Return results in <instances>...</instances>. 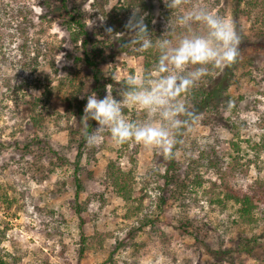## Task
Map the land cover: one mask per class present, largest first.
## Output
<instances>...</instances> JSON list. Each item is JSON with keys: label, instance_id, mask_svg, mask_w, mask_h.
Here are the masks:
<instances>
[{"label": "rangeland", "instance_id": "374dc122", "mask_svg": "<svg viewBox=\"0 0 264 264\" xmlns=\"http://www.w3.org/2000/svg\"><path fill=\"white\" fill-rule=\"evenodd\" d=\"M143 1L152 17L151 33L160 36L169 20L174 22L177 15L195 5L206 6L234 22L233 0H186L174 13H168L164 0ZM251 1L258 2L254 12L264 15V0ZM48 2L50 5L44 0H0V191L6 192L11 204L8 209L0 200V230L5 232L0 249L19 258L18 264H264V202L258 206L254 227L239 222L237 207L231 203L222 210L209 205L204 194L219 180L199 157L202 152L220 151L231 138V125H243L239 133L242 155L256 161V166L236 173L230 184L245 193L255 180H264V150L255 157L247 153L244 143L257 142L264 134V52L245 49L250 64L236 73V81L222 95L227 110L220 106L216 114L196 109L188 96L182 97L198 120L177 135L173 158L182 176L194 161V173L203 182L201 188L195 192L188 189L191 195L178 201L169 197L156 174H164L169 165L156 149L135 142L124 148L104 138L88 152L80 148L79 155L74 141L84 131L83 122L77 116L55 122L53 112L63 105L71 88L67 81L73 80L77 90L78 99L72 107L76 112L78 106L84 109L86 97L92 93V77L74 61L80 54L62 26L58 0ZM71 2L86 12L88 31L100 34L113 48L107 50L111 55L101 65L104 78L120 82L128 76L122 69L141 75L132 56L111 53L119 46L116 36L108 31V19L93 8V0ZM116 3L110 0L104 12L112 13ZM241 8H247L245 2ZM238 24L254 41L249 30L253 21L240 17ZM255 26L264 29L261 22ZM193 28L201 30L199 25ZM176 37L174 34L172 38ZM43 86L51 91L53 105L41 97ZM80 101L83 103L78 104ZM229 102L235 106L233 110ZM125 109L129 119L139 122L145 118L141 111ZM37 115H41L39 121ZM224 158L229 161L227 155ZM109 161L133 174L136 192L144 188L141 210L136 215L126 217V209L132 205H125L111 188L102 185L100 178ZM75 174L83 188L77 200L80 215L70 213L75 205ZM147 217L148 225L140 227ZM251 238L258 240L251 255L237 251L239 242ZM81 247L83 254L79 255Z\"/></svg>", "mask_w": 264, "mask_h": 264}, {"label": "trees", "instance_id": "16d2710c", "mask_svg": "<svg viewBox=\"0 0 264 264\" xmlns=\"http://www.w3.org/2000/svg\"><path fill=\"white\" fill-rule=\"evenodd\" d=\"M44 1L47 2V5H50L48 0ZM109 1L110 0H93L92 6L108 19V28L111 29L112 34L116 36V44L119 46L111 53L116 54L119 51L132 56L136 65H139L141 68V74L145 71H150L151 75L153 72H157L155 64L157 62L158 51L155 48L144 51L140 50L137 45L125 46L132 35L131 33H128V30L125 28V24L128 22L129 17L132 14L133 7L138 6L140 14H146L145 23L151 32L152 17L148 14L147 4L143 0H116L117 3L112 7V13L109 12V14H107L104 11L105 6ZM58 2L60 4V9L63 12L62 26L68 32L71 43L78 47L77 49L80 54V56L75 57L74 61L76 64L80 63L90 72L92 77V92H95L98 98H103L106 94V85L111 84L113 96L119 99L118 91L122 87L124 81H126L128 77L133 76V70L128 69L126 72V70L122 69L123 74H128V76L127 78L125 76L120 82H116L112 77L107 79L104 78L101 65L111 55L107 53V50H113V48L111 46L109 48L110 44H108V40H104L100 34L88 31L86 25V12L82 8L73 4L71 0H58ZM242 2H245L247 7L245 10L244 8H241ZM257 6L258 2L255 1L233 0L232 17L241 39L238 49L239 55L235 63L231 66L226 67L223 70H212L211 73L204 77L196 87L185 94L189 97L191 105L194 108L201 110L206 109L216 114L217 111H219L218 109L220 106L223 110H227L225 102L222 99V95H226L228 88L236 81V73L239 72L245 64H250V62L246 59L245 49L250 47L253 51L261 50L264 52V29L257 30L258 28H255V25H258L259 22H261V25L264 26V15H261V13L258 15V12H254ZM172 12L174 13L175 11ZM168 13H171V10H169ZM240 17H244L249 23H252L253 21V25H251L249 30L252 38L255 39L254 41H252L249 36H246L242 31L241 26L238 24ZM196 28L197 27H195V29ZM183 31V29L177 27L169 34V36L171 38L174 34L178 36ZM124 32L127 33L124 34ZM152 34L154 40L161 37V34L159 33ZM61 82L62 81L60 80L59 85L62 86L63 82ZM67 82L71 88L69 89V92L65 94L63 105L58 107L55 106L56 112H53V118L55 122L57 121L56 123L65 117L69 119L71 116H77L81 120V117L83 116L81 106L77 107L76 112L72 111L73 101H77L78 95H75L77 90L73 87V80L69 79ZM38 88V86H34V89ZM43 88L44 91L41 94V97L45 100V103L53 105L52 102L54 103L55 100L53 99L51 91L48 89V86H43ZM218 98L220 100H218ZM37 102L40 103L41 99L38 98ZM81 103L83 102H78V104ZM227 105L231 108V110L235 108L231 102ZM124 112H127L126 109H124ZM35 119L36 121H39L41 119V115L35 116ZM89 123L91 124L89 126L90 131L91 127H96V122L90 121ZM242 129H244L243 125H231V138L226 140V142L220 147V151L223 149L225 153L222 151L212 150L211 153L202 152L199 154L200 159L202 161L204 160L206 164L213 169L217 179L219 180L218 185H213L209 191L205 192L204 198L209 205H213L219 210L225 209L228 203L233 204L237 207L236 214L239 222L244 226L254 227L258 222V206L261 202H264V180L260 178L255 180L245 193L237 192L230 184V180L236 173L247 171L252 164L256 166V161L254 162L252 159L246 160L245 157H247V154L242 155V142L239 140V133ZM105 138L107 141L112 140L108 134H105ZM74 142L78 146L79 155L81 154L80 148L85 149V152L89 151V148L85 146L83 133L81 134L80 139ZM244 143L248 148L247 153L252 152L255 157H258L264 150V134L261 135L257 142L251 143V141L245 140ZM121 146L128 148L127 143ZM46 147L49 149L48 146ZM18 149L24 150V147L22 146ZM136 153L137 151L133 152L132 162H135ZM54 154L56 155L55 152ZM225 155H227L229 161H226L224 158ZM167 160L169 161V165L165 168L164 174H160L159 172H156V174H159L158 177L163 180V186L169 192V197H171V199L173 198L178 201H183L186 199V196L191 195V192H189L188 189L195 192V188L202 187V177H200L198 173H194V168L192 167L194 165V161L191 163V166L187 168V172H185L182 176L179 173L180 171L173 156ZM191 173L193 175L192 178H190ZM100 181L105 187L111 188L115 196H117L125 205H132V207L126 209V217L131 214L136 215L139 213L145 195L142 194L144 188H141L140 192L135 191L134 177L130 171H123L119 168V166H117V164L109 161L105 166V170L100 178ZM73 182L75 185V205L70 208V213L73 215H80L82 208L77 204V200L83 189L82 183L76 174L74 175ZM0 200L4 204H7V208L10 209L11 204L8 201L5 191H0ZM161 202L164 201L161 200ZM149 221L150 218H145L143 222L139 223L140 227L148 225ZM82 224L83 221L80 225L82 226ZM4 237L5 232L0 230V243ZM257 243V238H251L250 240H244L243 242L241 241L237 245V251L246 255H251L252 248L255 247ZM82 254L83 248L81 247L79 255ZM19 261V258H15L7 252L4 253V251L0 249V264H18Z\"/></svg>", "mask_w": 264, "mask_h": 264}, {"label": "clouds", "instance_id": "9594fccd", "mask_svg": "<svg viewBox=\"0 0 264 264\" xmlns=\"http://www.w3.org/2000/svg\"><path fill=\"white\" fill-rule=\"evenodd\" d=\"M165 6L175 11L186 0H164ZM146 14L133 7L125 28L131 38L125 46L137 45L140 50L158 51L155 69L158 76L145 71L130 76L113 96L112 85H106V94L98 98L95 92L87 95L83 109L85 146L94 148L103 143L108 134L117 145L129 142L156 149L165 159L174 155L177 135L198 120L182 97L212 70H223L235 63L239 55L240 36L233 21L210 8L195 5L169 20L163 35L153 39L145 23ZM184 31L175 39L169 34L174 26ZM193 25L201 26L194 30ZM111 33V29L108 30ZM83 98V97H82ZM125 108L144 113L142 121L129 119ZM95 121L96 127L89 122Z\"/></svg>", "mask_w": 264, "mask_h": 264}]
</instances>
